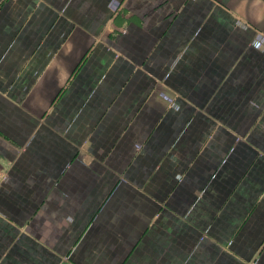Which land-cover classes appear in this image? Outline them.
<instances>
[{"label": "crops", "instance_id": "1", "mask_svg": "<svg viewBox=\"0 0 264 264\" xmlns=\"http://www.w3.org/2000/svg\"><path fill=\"white\" fill-rule=\"evenodd\" d=\"M0 264H264V0H0Z\"/></svg>", "mask_w": 264, "mask_h": 264}]
</instances>
